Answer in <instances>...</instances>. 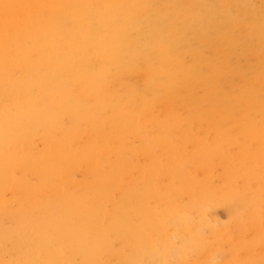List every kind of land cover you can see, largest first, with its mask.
I'll use <instances>...</instances> for the list:
<instances>
[{"label": "bare ground", "instance_id": "1", "mask_svg": "<svg viewBox=\"0 0 264 264\" xmlns=\"http://www.w3.org/2000/svg\"><path fill=\"white\" fill-rule=\"evenodd\" d=\"M147 2L0 0V216L10 214L5 208L10 186L25 198L16 214H10L13 227L1 236L8 240L12 253L4 252L0 264H142L143 254L149 251L152 264H215L220 260L217 252L235 247L237 227L243 231L240 241L253 238L243 211L257 195L250 201L242 197L237 204L227 199L224 191L210 190L199 196L184 166L178 165L179 186L171 191L177 197L182 192L190 193L188 203L183 204L188 208L186 217L176 211L178 203L168 201L161 191L157 204L151 207V189H159L158 176L163 173L153 158L146 169L138 168L140 179L127 176L129 136L143 142L144 152L151 151L157 142L165 146L167 141L166 125L160 120L153 125L162 133V140L147 139L145 128L151 121L147 120V112L154 103H149L147 96L133 100L126 112L119 102L113 104L103 95L109 65L116 67L118 75L123 68L131 71L138 55L145 57L157 51L164 40L163 34L154 32L153 20L144 21ZM154 2L156 12L163 13L160 0ZM181 10H185V4L172 12L178 14ZM211 15L207 21L212 20L215 28L220 16ZM112 31L119 34L115 41L108 38ZM131 32L137 35L129 42ZM18 40L27 44L20 46ZM33 51L39 59L26 62ZM159 66V75L154 71L146 76V93L150 85L168 74L171 63L167 58ZM63 74L75 91L64 89L65 83L60 80ZM248 96L243 95L240 101L227 97L225 105L228 112L245 109L252 123V116L264 110L259 105L253 111L257 102ZM91 97L96 100L93 107L84 103ZM217 109L213 107L216 113ZM106 110L111 118L103 120ZM84 124L94 126L85 133L87 143L82 144L77 140L83 135L79 126ZM255 127L250 124L247 132ZM247 132L245 139L249 137ZM35 139L40 143L38 152L32 147ZM258 145L263 156L261 143ZM109 156L117 158V166H111ZM81 165L87 182L80 185L83 191L74 197L71 183ZM254 168L242 171L236 167L234 171L230 167L244 184L254 181L260 186L264 184V170L250 171ZM26 170L35 172V185L23 178ZM41 182L43 188L39 187ZM29 206L33 219L26 217ZM219 207L224 212H216L212 222L208 221L205 209ZM107 214L108 222L104 221ZM192 233L205 235L208 240H193ZM19 246L22 250L17 249ZM2 247L0 243V250ZM225 254L220 264H226Z\"/></svg>", "mask_w": 264, "mask_h": 264}, {"label": "rangeland", "instance_id": "2", "mask_svg": "<svg viewBox=\"0 0 264 264\" xmlns=\"http://www.w3.org/2000/svg\"><path fill=\"white\" fill-rule=\"evenodd\" d=\"M155 4L154 0H148L143 15L146 16L144 21L153 20L154 32L157 35L163 34L164 40L160 48L145 57L138 55L131 71L123 68L122 73L118 75L116 67L109 65V80L107 78L103 88L105 98L108 101L111 98L113 104L115 101L119 102L126 112L136 98L147 96L149 103L154 102L147 112V120H151L145 128L149 141L163 138L156 125H153L156 120L166 125V145L162 146L157 142L151 151H143V142L137 136L128 137L126 150L130 159L127 171L129 168L130 174L127 176L133 180L140 179L138 168L146 169L153 158L163 173L158 176L161 180L159 189H151V207L157 204L158 192L161 191L168 201L178 203L176 211L182 212L186 217L189 214L188 208L183 204L188 203L190 193L182 192L181 196L177 197L171 191L172 187L179 186L181 175L178 165L184 166L187 178H190L193 187L197 188L199 196L210 190L218 193L224 191L226 198L237 204L242 197L250 201L257 195L255 202L247 205L243 211L248 218L249 228L254 233L253 238L240 241L243 231L237 227L235 247H225L224 251L217 252V256L221 260L222 254L226 252V264H264V184L257 186L254 181L244 184L243 178L233 175L230 169L233 167L235 171L237 167L245 171L253 166L255 168L250 171L264 170V112L253 115V122L250 123V119L246 118L245 109L228 112V105H225L227 97L240 101L243 95L248 94V98L251 97L254 103L257 102L252 106L253 111H256L255 107L259 105L264 110V0H160L162 9L165 8L163 13L156 12ZM183 4L185 10L178 14L172 12V9H180ZM214 13L220 16V23H215V28H212L214 22H208L207 17ZM231 15L233 19L229 20ZM130 34L129 42L137 35L133 32ZM118 35V31H112L108 38L111 37L115 41ZM16 44L22 46L27 42L18 40ZM10 51L11 49L8 50L9 54ZM163 58H168L171 68L168 74L160 77L157 84L150 85L146 93V76L154 71L155 74H160L162 69L159 65ZM38 59L39 54L33 51L27 55L26 62L32 63ZM39 75L41 76V73ZM60 80L65 83L64 89L75 91L70 87V79L66 74L61 75ZM84 103L93 107L96 100L91 97L84 99ZM215 106L218 108L217 113L213 110ZM60 115H63V111ZM110 118L111 112L106 110L102 119ZM250 124L256 127L253 132L248 133ZM64 126H67L66 122ZM93 126H79L83 135L79 136L77 141L87 143L85 133L90 132ZM246 132L249 137L245 139ZM54 138L56 139V135ZM259 142L263 148V156L258 152ZM32 147L38 152L40 143L35 139ZM201 147L206 148V151ZM109 160L112 167L118 165L116 157L109 156ZM24 174L23 178L28 184L37 183L33 170H26ZM86 182L84 167L81 165L73 178V184L71 183L74 197L83 191L80 185ZM39 187L43 188L42 182ZM6 197L5 208L15 215L25 198L12 186L8 188ZM116 199L119 201V198ZM26 211V217L33 219L32 206H29L32 215L27 208ZM216 212L222 214L224 210L220 207L206 208L205 218L212 222ZM10 214L6 215L7 217L0 216V243L3 246L0 256L4 252L12 253L8 240L1 237L14 225L13 215ZM109 220L110 216L105 215L104 221ZM222 221H226L225 217ZM241 222V225L245 224ZM186 224L188 226L189 222ZM191 238L201 239L203 242L208 240L207 236L198 237L194 236V233ZM17 249L22 250L21 246ZM149 254L150 251L143 254L142 264H152L148 260ZM220 260L215 264H220Z\"/></svg>", "mask_w": 264, "mask_h": 264}]
</instances>
